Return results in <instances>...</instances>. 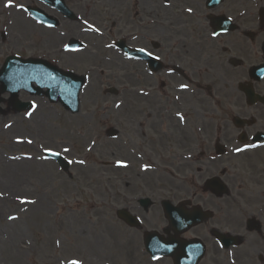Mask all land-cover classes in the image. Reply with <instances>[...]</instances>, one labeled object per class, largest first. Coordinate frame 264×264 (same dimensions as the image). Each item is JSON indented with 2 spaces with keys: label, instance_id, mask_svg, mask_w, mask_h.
Wrapping results in <instances>:
<instances>
[{
  "label": "rangeland",
  "instance_id": "1",
  "mask_svg": "<svg viewBox=\"0 0 264 264\" xmlns=\"http://www.w3.org/2000/svg\"><path fill=\"white\" fill-rule=\"evenodd\" d=\"M154 1L66 0L79 18L72 23V35L83 33L81 28L91 32V26L99 31V34L85 31L80 37L82 40L83 36L88 39L87 52L82 60L83 68H88L89 78L80 94L79 112L70 113L60 104H50L43 98H35L38 105L33 111L25 113L13 111L6 103L0 105L3 109V113H0V264H72L73 261H79L80 264H170L166 259L152 261L143 249L141 234L116 218V210L127 207V196L131 189L134 190L133 174L128 169L124 170L122 165L119 168V165L123 162L122 156L127 154L130 138L137 139L132 137L135 129L127 120L129 108L127 111L126 100L131 101V96L127 92L122 96L125 103L123 109L118 111L113 108V104L121 100V97L108 94L105 90L109 87L128 89V85L134 82L132 75L128 79L127 74L135 71L136 67L124 62L126 60L112 48L102 47L103 44L125 38L124 35L135 31L136 22L147 23V18H135L136 12L138 14L141 10L139 8L137 11L136 6L145 9ZM27 2L28 0H12L11 6H6L8 0H0V64L5 56L18 53L20 43L33 42L36 52L50 53L53 58V52L58 53L62 39L55 36L52 30L34 26L24 18L19 6ZM202 2L204 0L172 2L174 9L188 6L194 11L192 16H185L178 35L188 37L187 23L192 24L191 30L198 27V33H193L194 40L201 39L200 44L204 50L214 52L221 60L230 55H225L224 48L231 41L237 45L240 41H246L247 66L258 63L260 55L257 49L259 39H264V32L258 27L257 15L258 10L264 8V0H241L236 5L232 3L231 14L244 10L245 7L248 9L247 16L240 23L242 29L216 40L208 39L206 35L208 26L205 17L210 11L204 8ZM229 2L231 1L227 0L219 12L226 11ZM157 5L161 8L160 20L166 24L146 26L142 32L145 37L150 35L156 41L162 39L166 46L171 40L168 36L171 34L172 24L175 23L177 28L180 24L173 20L171 11L165 10L161 4ZM129 16L132 19L130 24ZM154 17L152 14V18ZM3 32L5 36L2 35ZM91 67L93 69L90 70ZM83 68L76 72L80 74ZM202 73L201 70L200 76ZM219 73L217 68L215 76ZM256 89L264 93V80L256 84ZM6 97L7 95H3V98ZM20 98L26 96L20 95ZM132 103L136 104L135 100ZM243 108L246 109L245 116L255 119V124L247 129L248 132L252 134L256 130H264V106L247 105ZM231 109L232 115L243 111L234 106ZM225 113L221 108L215 111L216 118L210 121L208 131L214 132L220 120L228 118ZM199 120L204 131L205 110H200ZM228 121L229 118L226 122ZM112 130L116 132V138L108 135ZM47 150L62 154L70 167L61 170L54 161L46 159L44 152ZM262 157L264 150L236 159V163H244L242 175L246 180L249 174L259 177L258 181L255 180L260 185L254 186L253 190H259L261 196L253 194L252 198L261 199L251 204L248 201L250 205H247L239 199L241 189L238 185V193L236 197H232L236 186L231 185L229 199L232 202L228 206L231 232L244 234L245 230H241L244 221L249 216H256L248 211L261 208L263 214L259 220L263 225V233L260 236H244L242 245L231 251L232 264H264V261L258 260L259 256L264 260V166L260 170L255 169L256 158ZM81 161L87 164L84 165ZM196 167L195 165L193 170H185L179 174L169 171L160 175L151 173V176L144 179L149 183L151 191L141 184H138L136 191L155 193L153 195L156 198L169 195H160L164 188L176 189V193L171 191L170 194H176L177 198L194 194L196 184H202L209 176L219 173H206L201 166L199 172L196 171L198 169L195 170ZM228 173H232L231 169H228ZM235 179L236 183L241 182L239 178ZM135 180L137 183L144 181ZM178 185L181 190L177 189ZM40 204L45 205L38 210ZM152 212L151 221L159 223L162 219L157 208L154 207ZM232 214L237 215L233 220ZM217 264H223V258Z\"/></svg>",
  "mask_w": 264,
  "mask_h": 264
},
{
  "label": "flooded vegetation",
  "instance_id": "2",
  "mask_svg": "<svg viewBox=\"0 0 264 264\" xmlns=\"http://www.w3.org/2000/svg\"><path fill=\"white\" fill-rule=\"evenodd\" d=\"M232 3L236 5L235 0L228 4L227 11L229 14L232 11ZM139 8L141 9L140 16L147 18V23L143 22L144 26L142 29H144V27L150 25L149 21L152 19L150 5L145 9L143 7ZM146 9L148 14H146ZM71 32V21L63 20L64 36L69 39ZM26 44H19L18 52L20 56L24 57L26 54L31 56L40 52H36L34 43L29 42ZM139 44L138 47L159 59V69L153 72L149 62L132 58L133 61L131 63H135L133 65L136 70L130 73L134 83L130 87L128 95L131 96V101L127 100L126 102L127 111L129 108L127 120L139 135L133 134L132 137H135L137 141L130 138L128 152L122 156L124 162L128 164V172L133 174L132 177L135 184H133L135 191L131 189L126 201L127 210L137 223L135 228L130 229L142 234L146 229L159 230L165 240L174 236L175 232L168 225L165 213L161 209L160 203L163 200H170L179 205L183 211H189L193 206H200L203 210L209 211L211 216L180 236L185 239L198 238L203 243L204 255L198 264H217L221 263L222 258L223 264H232L230 251L224 249V254L221 256L222 251L217 245L215 238L217 232L231 233V225L227 217L229 199L216 197L214 193L203 190L200 184H196L194 194H188L180 198H177L176 194H170L171 191L176 190L171 188H164L160 195H166L167 193L169 195L161 198H156V195H153L155 193L150 194L146 190L142 191L143 193L136 190L138 189V184H141L145 189L148 188L151 191L149 183L144 179L151 176L152 172L157 173L159 169H165L172 174H179L190 166L191 163L187 160L189 158L195 159L199 154L203 158L202 165L206 171L213 172L222 167V176L225 175L226 180L229 181L228 177L232 175L226 171L225 167L232 169L231 167L233 166L236 168L238 163H232V157H237L240 153L234 154L233 145H230V150H227L224 156L217 157L213 151L209 150L207 145L203 144L201 146V140H199L201 138L199 137V117L200 110H207L208 107V110H210L214 106L216 96L222 99V105L225 104L228 109L234 106L244 110L243 107L246 106V103L242 98L240 86L241 84H246L248 79L247 45H237L232 43V41L230 42L228 51L233 53L235 64L232 60L233 57L229 56L226 59L228 65L234 64L233 68H224L218 77L216 86L214 79L208 75L200 76V66L208 68L211 65L210 59L215 54L205 51L198 40L183 39L177 45L178 48L174 49L169 48L167 44L164 46L162 39L160 43L153 44L152 39L146 38L140 41ZM133 47H136V45ZM84 54L85 47L74 52V54L62 50L56 53L55 56H57L61 67L78 70L83 68L82 57ZM137 66L139 69H137ZM83 72L87 73L88 68H83ZM206 94L209 96L210 102ZM27 97L29 96L27 95ZM134 100L136 104L132 103ZM242 101L243 104H241ZM123 106V100L114 103L115 110L120 111ZM179 113L184 115L182 121L178 119ZM243 113L246 112L239 111L240 115ZM176 117L178 121L174 120ZM236 131L235 127L228 121L227 124L221 125L216 129L217 141L227 143L230 140L231 132ZM202 132L205 138L209 137V131ZM181 153L182 155L179 156ZM153 160H157L160 163L158 164ZM198 161L199 159H197ZM240 165H242L241 168L244 167L242 161ZM134 177L144 181L137 183ZM227 183L229 184V182ZM177 189L181 190V187L178 185ZM142 198L150 199L151 203L148 207L141 204L140 200ZM154 207L160 208L159 214L162 220L159 224L151 221ZM257 216L261 217V215ZM256 226H259L257 231L248 230V228L251 229ZM243 227L245 228L243 238L247 234L259 235L263 233V225L260 221L258 225H249L248 228L247 223H244L241 228ZM166 259L168 260V258Z\"/></svg>",
  "mask_w": 264,
  "mask_h": 264
},
{
  "label": "water",
  "instance_id": "3",
  "mask_svg": "<svg viewBox=\"0 0 264 264\" xmlns=\"http://www.w3.org/2000/svg\"><path fill=\"white\" fill-rule=\"evenodd\" d=\"M216 1L217 0H211V3H216ZM60 7L67 13L65 7H63L62 5H60ZM32 13L36 16L46 19L41 14H35L34 11H32ZM52 23L56 24V21H52ZM252 73L259 78L264 76V65L253 69ZM0 80L3 85L8 84L10 87L13 86L14 89H17L21 84L29 85L31 82H36L38 86L37 89L34 90L36 93L41 94L42 88H47L45 94L51 101L59 100L69 110L73 112L77 111V91L81 86V79L74 77L68 73L59 72L58 70L48 66V64H46L45 62H21L15 58H9L5 63L3 70L0 72ZM247 96L249 98V103H253L255 101V98L262 100V98L255 96L251 89H248ZM263 138L264 136H257L255 139L260 140ZM64 167L66 168L67 166L64 165ZM176 220H179V217H176ZM176 222L179 223L178 221ZM152 238L154 237H149V239ZM222 241L223 243H225V246L230 245V240L225 239ZM154 244L155 242L152 241L151 245L149 246L147 242V248H149L153 253L159 251L158 249H155L158 247L157 245L153 247Z\"/></svg>",
  "mask_w": 264,
  "mask_h": 264
},
{
  "label": "snow or ice",
  "instance_id": "4",
  "mask_svg": "<svg viewBox=\"0 0 264 264\" xmlns=\"http://www.w3.org/2000/svg\"><path fill=\"white\" fill-rule=\"evenodd\" d=\"M11 4H12V0H8V4H6V6H11ZM21 7H22V5H21ZM189 11H191V10L189 9ZM141 51H143V49H141ZM184 87H186V86H184ZM65 151H69V149H65ZM237 151H240V149H237ZM81 163H83V161H81ZM27 202L34 203V201H27ZM10 219H15V217H10ZM72 264H80V262L79 261H73Z\"/></svg>",
  "mask_w": 264,
  "mask_h": 264
},
{
  "label": "bare ground",
  "instance_id": "5",
  "mask_svg": "<svg viewBox=\"0 0 264 264\" xmlns=\"http://www.w3.org/2000/svg\"><path fill=\"white\" fill-rule=\"evenodd\" d=\"M83 164L85 165V164H87V163L84 162ZM44 167H45V166H44ZM42 170H44V169H42ZM35 204H36V203H35ZM44 205H45V204H40V205L37 207V209H38V210L42 209V208L44 207ZM30 206H31V205H30ZM30 206H29V207H30Z\"/></svg>",
  "mask_w": 264,
  "mask_h": 264
}]
</instances>
